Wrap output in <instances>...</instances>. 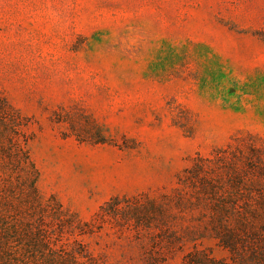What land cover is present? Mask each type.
Segmentation results:
<instances>
[{"label": "rangeland", "instance_id": "374dc122", "mask_svg": "<svg viewBox=\"0 0 264 264\" xmlns=\"http://www.w3.org/2000/svg\"><path fill=\"white\" fill-rule=\"evenodd\" d=\"M0 97L93 264H264V0H0Z\"/></svg>", "mask_w": 264, "mask_h": 264}, {"label": "trees", "instance_id": "16d2710c", "mask_svg": "<svg viewBox=\"0 0 264 264\" xmlns=\"http://www.w3.org/2000/svg\"><path fill=\"white\" fill-rule=\"evenodd\" d=\"M21 120L0 97V264H93L78 243L64 239L70 219L62 205L38 192ZM13 172L18 184L11 182ZM103 206L106 213L130 211V201L118 196ZM151 207L164 213L155 200Z\"/></svg>", "mask_w": 264, "mask_h": 264}]
</instances>
